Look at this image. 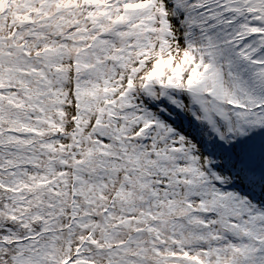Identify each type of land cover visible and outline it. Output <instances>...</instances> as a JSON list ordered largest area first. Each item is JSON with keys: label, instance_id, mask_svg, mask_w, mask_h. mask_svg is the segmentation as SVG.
<instances>
[{"label": "snow or ice", "instance_id": "obj_1", "mask_svg": "<svg viewBox=\"0 0 264 264\" xmlns=\"http://www.w3.org/2000/svg\"><path fill=\"white\" fill-rule=\"evenodd\" d=\"M0 264H264V0H0Z\"/></svg>", "mask_w": 264, "mask_h": 264}]
</instances>
